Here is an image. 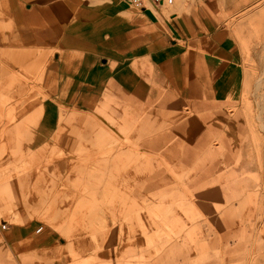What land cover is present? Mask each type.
Wrapping results in <instances>:
<instances>
[{
	"label": "crops",
	"instance_id": "crops-1",
	"mask_svg": "<svg viewBox=\"0 0 264 264\" xmlns=\"http://www.w3.org/2000/svg\"><path fill=\"white\" fill-rule=\"evenodd\" d=\"M257 1L191 0L187 11L171 13L175 3L166 9L165 2L156 0H143L144 7H137L130 0H0V61L8 66L0 72V91L2 81L9 80L8 93L1 94L15 99L6 105V113L18 111L12 115L13 120L3 124L0 140L4 139L7 145L8 136L18 145L22 140L27 146L34 145L39 133L38 142L43 146L34 157L40 160L49 151L68 159L79 149L89 148L84 147L82 139H90L92 146L96 143L92 147L95 149L111 142L112 137L114 141L121 139L126 130L132 131L133 137H143L141 143L147 147L149 144L154 152L171 138L186 149L178 160L189 165L188 161L199 159L207 169L199 172L203 176L189 178L188 183L202 186L191 191L200 192L208 185L219 184L214 189L219 199L215 206L229 207L220 219L223 229H234L231 202L235 200L243 210L241 228L259 213L258 203L252 198L255 194L252 196L249 190L248 178L253 173L247 153L251 143L244 140L243 116L230 117L234 115V97L242 94L244 73L225 15H235ZM175 7L181 9L182 5L178 1ZM19 66L29 72L39 67L43 100L34 98L26 82L19 78ZM164 127L171 131L156 134L155 139L145 138L151 129ZM216 142L225 152L240 151L239 157H228L224 166L233 165L219 178L213 177L220 164L211 162L208 155L219 152L220 146L210 148ZM10 148L7 146L16 160L19 149ZM141 151L147 149L142 147ZM8 154L0 158V165ZM15 160L0 169L18 168ZM111 162V190L117 192L115 197L120 203L116 206L123 207V199L129 197L126 191L133 190L126 187L139 180L146 182L141 178L150 161L146 154L130 151L119 152L108 167ZM68 164L71 163H66V167ZM77 166L78 163L69 172L73 181L80 175ZM62 171V166L52 170L51 165L40 170L34 176L35 189L28 192L24 187L28 178L21 176L0 190V212H11L10 225H30L33 215L48 206V199L53 197L48 181L52 175L59 177L65 172ZM162 180L165 178L151 184ZM176 205L178 211L173 204L148 206L145 215L143 208L138 211V204L133 203L130 218L114 223L107 241L100 242L97 234L91 233L95 249L88 256L82 255L81 250L87 244L84 235L90 232V221L71 219L68 230L78 234L69 236L73 238L69 264H90L93 259L98 264L99 252L112 244L110 260L118 264H176V257L189 243L195 244L198 251L199 259L194 264H206L205 256L215 241L198 236L197 222L206 217L204 206L196 199ZM85 211L79 210L74 216L83 217ZM48 222L56 226L59 221L48 218ZM28 233L24 228H15L0 236V264H14L15 260L19 264H37L35 259L16 256L28 247L51 243L52 238H25ZM162 233L172 235V242L159 241ZM182 234H186L185 238ZM149 241L154 247H148ZM226 246L230 253L236 251L229 242ZM125 253L127 257H123ZM144 253L148 257H143ZM222 262L226 264L225 260Z\"/></svg>",
	"mask_w": 264,
	"mask_h": 264
},
{
	"label": "rangeland",
	"instance_id": "rangeland-1",
	"mask_svg": "<svg viewBox=\"0 0 264 264\" xmlns=\"http://www.w3.org/2000/svg\"><path fill=\"white\" fill-rule=\"evenodd\" d=\"M144 1L148 3L149 0ZM176 1L177 3L179 1L180 6L182 5L183 8L178 9L175 7L177 5ZM176 1L171 13L187 11L191 2V0ZM165 5L166 9L170 7L167 0H165ZM225 20L226 27L236 39L241 61L240 66L244 73L242 94L240 93L234 97V115H230V117L231 119H236L238 116L240 118L243 116V124L245 127L244 140H248L251 143V147L247 153L250 156L249 160L251 163L249 168L253 173V176L248 178L249 190L252 196L255 194V197L253 196L252 198L258 203L257 213L259 214L253 217L252 222H245L244 226L241 227L246 230L243 231L240 228L243 210L240 207V202L237 200L231 202V209L235 213L234 229H223L225 225L220 222V219H223L222 215L229 207L215 206V203L219 202V199L214 194L216 193L214 189L219 188V184L208 185V188L200 192L191 191L194 188H200L202 186L188 183L189 178L194 179L203 176L199 175V172H205L207 169H204L203 161L199 159L188 161L190 163L189 165H187V161L178 160V156L186 154V149L184 145L177 146L173 143V140H170L171 138L166 139L167 141L161 145L162 148L158 152H154L151 151L149 144L147 147L144 143H141L143 137L141 138L140 135L133 137V132L126 130L125 133L120 135L121 139L114 141L112 137L111 142L105 143L95 149H92V147H95L96 143L92 146L90 139H82L81 142L84 144V147L89 145V148L83 151L79 149L76 154L68 158L72 160H68L66 156L58 153L53 154V151H49L46 157H41L42 159L36 160L34 157L35 153L43 146L41 142H38L39 133L34 145L29 144L28 146L25 140H22L20 142L21 144L18 145V142L14 143L12 140L13 137L10 139L7 136L9 141L7 145L3 141L4 139L2 141L0 140V158L9 153L1 165L2 167L6 166L15 160L12 153L7 150V146H9L12 151L19 149L18 158L15 160L16 166H19L18 168L9 166L6 169H0V190L3 187H7L11 181H14L16 176L28 178L26 180L27 184L24 185L26 188L25 191L28 192L29 190L35 189L36 180L34 176L37 172L40 170L44 171L50 165L52 166V170H57L62 166L63 171H65L59 177L52 175V178H49L50 180L47 185L50 187V190L52 189L53 197L48 199V206L38 209V212L35 213L37 215H33L30 225L25 227L12 226L9 224V219L12 215L11 212H8L7 215L0 212V236L6 235L9 232L11 233L15 228H24L29 232L28 235H25V238L35 236L42 241L50 237L52 238L51 243L43 242L44 244L35 248L28 247L24 249V252L17 254L16 259H35L37 264H69L68 251L73 243V238L69 236L78 234L75 231L70 232L68 230L72 225L70 223L71 219H85L90 221V223H87L90 227V232L84 235L86 236L84 239L87 244L81 250L82 255L88 256L92 254L91 250L95 249V243L94 239L91 238V233L97 234L98 241H107V237L110 234L109 230L114 227V223L118 224V222L130 218L132 215L130 206L133 203L138 204L136 210L139 211L143 208L142 211L146 215V207L148 206H154L160 203L173 204L178 211L177 203L196 199L204 206L206 213V217H201L197 222L199 226L198 236L215 241L205 256V259L207 258L204 261L206 264H223V260L226 261V264H264V0H258L245 9L238 11L235 15H225ZM4 66L6 67L7 65L0 61V72L6 69ZM24 67L19 66L18 70H21L20 72L22 73V76L19 75V78L26 82L34 98L43 100L44 98L41 96L43 92V89H41L43 88V78L39 74V67L32 70V72H29ZM2 82L3 90L0 91V108L1 105L5 107L2 109L3 112L0 110V139L2 138L1 131L5 128L3 124L9 123L8 121H10L12 115L18 113V111L14 110L6 113L8 109L6 105L10 104L15 97H2L3 94L8 93V84H10L9 80H3ZM151 130L146 135V139H155L156 134L160 135L161 133L171 131L168 127L153 128ZM179 132L181 131L179 130ZM113 134L111 133V136ZM95 137L97 141L98 136ZM15 139L17 140V138ZM217 145V142L212 143L210 148L220 146L219 152H216L217 154H208L211 162L218 161L220 164V167L214 169L216 175L213 178L219 175V177L223 176L225 171L227 173L230 172L229 169L233 164L229 165L230 167L228 168L224 166V163L230 155H234L235 157H239L240 155V151H237V153L225 152L221 145ZM80 147H83V145ZM142 147L147 149V152L141 151ZM130 151L131 154L134 152L146 154L150 165L143 168L146 173L142 174L141 180L146 179V182L139 180L132 182L129 186L126 185L127 187L124 186L126 188H132L133 190L126 191L129 197L123 199V207H118L116 205L120 202L115 197L117 192L111 190L112 176L109 170L113 168L112 162L109 167L108 163L119 152L128 153ZM66 163L71 164H68L70 166L66 167ZM77 163V170L80 172V175L78 180L73 181L69 178V172L71 167L74 168ZM101 163L102 165L99 166ZM181 171L185 173L176 174ZM174 172L175 174H173ZM161 177L165 178V180H162L158 184H151L155 180H160ZM141 187H147L149 190H134ZM257 197L258 200L256 201L255 198ZM182 198L184 199L182 200ZM2 208L3 205L0 202V210ZM79 210H86V215L83 217L74 216V213ZM48 218L57 219L59 222L54 226L48 222ZM210 218L213 221L210 222ZM5 224L7 225V230H3V225ZM39 229L43 230L37 233ZM182 235L185 238L186 234ZM158 238L159 241H165L166 243H170L173 240L172 235L165 233L159 234ZM20 241L22 242L23 240ZM29 241H25V243L28 244ZM228 242L230 248L236 249V251L232 253L228 251L226 246ZM187 245V248H183L182 254L176 257V264H194V261L199 259L195 244L189 243ZM112 246L113 244L107 248H103L99 252L100 262L98 264H118L110 260ZM148 247H154V243L149 241ZM138 254L141 257V253L138 252ZM127 256V253H125L123 257ZM143 257H148V255L144 253ZM14 264L19 263L15 260ZM90 264H97L96 260H91ZM121 264L125 263L122 262Z\"/></svg>",
	"mask_w": 264,
	"mask_h": 264
},
{
	"label": "built area",
	"instance_id": "built-area-1",
	"mask_svg": "<svg viewBox=\"0 0 264 264\" xmlns=\"http://www.w3.org/2000/svg\"><path fill=\"white\" fill-rule=\"evenodd\" d=\"M156 1L157 2H165L164 0H156ZM167 3L169 5H174L175 0H167ZM132 4L136 5L137 7H144L143 6V4H144L143 0H132ZM3 230H7V225L6 224L3 225ZM39 230H40V232L42 231V229H39Z\"/></svg>",
	"mask_w": 264,
	"mask_h": 264
}]
</instances>
